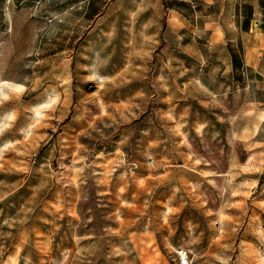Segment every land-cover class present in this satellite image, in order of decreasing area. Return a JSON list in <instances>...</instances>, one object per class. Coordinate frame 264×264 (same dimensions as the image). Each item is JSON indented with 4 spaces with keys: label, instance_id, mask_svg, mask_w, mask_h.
I'll list each match as a JSON object with an SVG mask.
<instances>
[{
    "label": "rangeland",
    "instance_id": "rangeland-1",
    "mask_svg": "<svg viewBox=\"0 0 264 264\" xmlns=\"http://www.w3.org/2000/svg\"><path fill=\"white\" fill-rule=\"evenodd\" d=\"M158 1L0 0V264H264V78Z\"/></svg>",
    "mask_w": 264,
    "mask_h": 264
},
{
    "label": "crops",
    "instance_id": "crops-1",
    "mask_svg": "<svg viewBox=\"0 0 264 264\" xmlns=\"http://www.w3.org/2000/svg\"><path fill=\"white\" fill-rule=\"evenodd\" d=\"M31 1L36 8L41 1L48 0ZM84 1L86 0L62 2L61 20L64 25L63 31H67V35H64L67 45L71 40V29L84 28L82 34L73 35L72 42L77 43V47H80L81 38L83 35L85 37L86 33L97 29L105 31L106 34L109 29H115L114 24L110 27L105 24L106 20L101 21L108 6L97 12L88 13L86 9L82 12L81 4ZM113 2L114 0H108L109 5ZM156 7V28L162 31L161 36L163 30L176 29L179 44L183 42L181 41L183 31L189 30V36L202 38L205 44L230 47L229 62L237 64L238 70L248 73L255 81L264 78V0H159ZM70 10L77 16L71 18ZM141 12L147 17L145 24H148L150 14L154 13L150 3ZM85 15L87 18H84ZM130 19L133 23L134 10L130 12ZM103 37L105 38V35Z\"/></svg>",
    "mask_w": 264,
    "mask_h": 264
},
{
    "label": "built area",
    "instance_id": "built-area-1",
    "mask_svg": "<svg viewBox=\"0 0 264 264\" xmlns=\"http://www.w3.org/2000/svg\"><path fill=\"white\" fill-rule=\"evenodd\" d=\"M179 264H199L196 259L189 256V253L186 250L179 249L177 252Z\"/></svg>",
    "mask_w": 264,
    "mask_h": 264
}]
</instances>
